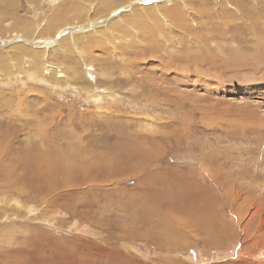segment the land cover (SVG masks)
Wrapping results in <instances>:
<instances>
[{"label":"rangeland","instance_id":"374dc122","mask_svg":"<svg viewBox=\"0 0 264 264\" xmlns=\"http://www.w3.org/2000/svg\"><path fill=\"white\" fill-rule=\"evenodd\" d=\"M103 1L0 0V155L80 188L0 167V264H264V0Z\"/></svg>","mask_w":264,"mask_h":264},{"label":"bare ground","instance_id":"6f19581e","mask_svg":"<svg viewBox=\"0 0 264 264\" xmlns=\"http://www.w3.org/2000/svg\"><path fill=\"white\" fill-rule=\"evenodd\" d=\"M103 2H107V0H105V1H103ZM105 10L107 11V12H109L110 10H111V8L110 7H106L105 8ZM104 10H99V13L101 14L102 12H103ZM66 17V16H65ZM63 17V20L65 19V21L66 20H68V18L66 17ZM81 18H80V20H81V22L84 20V16L82 15V16H80ZM86 17V16H85ZM57 21V20H56ZM66 23H67V21H66ZM52 24H55V23H53L52 22ZM56 26V25H55ZM53 27V26H52ZM101 29V28H100ZM99 30H96V33L98 32ZM52 32V31H51ZM56 32H52V36L55 34ZM101 33H103V32H101ZM99 34V33H98ZM104 34V33H103ZM75 36V35H74ZM29 37H32V36H30L29 35ZM28 37V38H29ZM77 38H79V37H76V38H74V40H77ZM77 43V42H76ZM79 43V42H78ZM76 45V44H75ZM30 48H31V46H30ZM21 50H22V52H24V53H29L30 51L28 50V49H24L23 47L22 48H20ZM33 53H35V52H33ZM27 56H28V54H26ZM32 56V55H31ZM30 56V58H33V56L31 57ZM1 59V58H0ZM29 59V58H28ZM32 60V59H31ZM1 61V60H0ZM8 61H11V59L10 60H5L4 62H0L1 64H7V62ZM25 64H27V63H25ZM29 64V63H28ZM31 65H33V64H31ZM30 65V66H31ZM26 66V65H25ZM30 66H29V68H30ZM31 69L32 68H30L27 72H28V74H30L29 72L31 71ZM33 69L35 70V71H37V73H38V75H42V76H46L47 78H49L50 76H53L52 77V79L57 75V73H59V71H57L56 69H52V68H49V67H47V68H45L43 65H41V64H39V61H37L36 62V66H34L33 67ZM23 71H25V70H23ZM36 76V77H39V76ZM35 76V75H34ZM50 79V78H49ZM36 80V79H35ZM81 90V92L83 93V91L84 90H82V89H80ZM85 93H87V95L89 94V95H92V94H94L92 91H89V90H86L85 91ZM52 125H53V123H52ZM39 133H40V131H39ZM36 137V136H35ZM52 137H54V136H52ZM1 141H0V145L1 146H3V145H5V144H7V143H10V141H11V137L10 136H2V138L0 139ZM54 140V139H53ZM11 145V144H10ZM32 145V144H31ZM46 145V144H45ZM34 146V145H33ZM44 146V145H43ZM32 147V146H31ZM64 147V146H63ZM44 148V147H43ZM60 148V147H59ZM89 148V147H88ZM45 149V148H44ZM60 149H62V147L60 148ZM85 150H86V148H85ZM43 151H46L47 152V150H43ZM42 151V153H44ZM59 151V150H58ZM91 151V150H90ZM93 151V150H92ZM49 153V152H48ZM53 153V152H52ZM88 153V152H87ZM86 153V154H87ZM93 153V152H92ZM89 154V153H88ZM60 155V154H59ZM47 156V155H46ZM15 157V156H14ZM72 158V157H71ZM79 158V157H78ZM83 158V157H82ZM7 159V160H6ZM20 159H21V157H20ZM81 159V158H80ZM77 160H79V159H77ZM10 161L12 162V165L10 164ZM7 162H8V164H7ZM61 162V161H60ZM81 162H82V160H81ZM15 163H18V160H15L14 158H13V155L10 153V151H9V149H8V151L6 150L5 151V153L3 154V155H0V167H5V168H7V171L4 173V174H2V176H3V179H4V181L3 182H7V183H11L12 182V178H11V176H12V173H14L13 171H12V167L13 166H15ZM79 163V162H78ZM105 163V162H104ZM23 165V167H24V169H25V171H29L28 170V168L30 169V172H31V175L33 176V178H37L39 175H40V177L39 178H37L43 185H44V187H46L48 190H49V194L51 195V198H50V200H52V201H54V199L56 200L57 199V196H59V193L61 192V191H66V190H68V188H70V187H72L73 189H76V190H79L80 188H79V185H75L74 183H73V185L74 186H72V185H70V184H72V182L70 183L69 181H71L72 180V178L71 179H68L69 181V183L70 184H66L65 182H66V179H64L63 178V175H61L63 172H62V169H63V166H61V165H59V166H57V165H55L51 170L49 169V166H51V164H55L54 163V158L53 157H51L50 156V158H48V159H45V157H41V156H27V157H25V158H22L21 159V161L18 163V165ZM80 164V163H79ZM85 165V164H84ZM88 164H86V166H87ZM105 166V165H104ZM59 167H62V169L60 170V168ZM74 167V166H73ZM95 168V167H94ZM98 168V167H97ZM100 168V167H99ZM103 168H105V167H103ZM48 169V170H47ZM79 169V168H78ZM86 169V168H85ZM24 171V170H23ZM63 171H65L64 169H63ZM88 171V170H87ZM86 171V172H87ZM91 171V170H90ZM94 171V170H93ZM21 172H22V169H21ZM27 172H25V173H27ZM62 172V173H61ZM83 172V171H82ZM85 173V172H84ZM100 173V172H99ZM102 173H104V171H102ZM105 173H109V172H105ZM86 174V176H89V171H88V174L87 173H85ZM20 175V174H19ZM30 175V176H31ZM38 175V176H37ZM57 175H59V176H62L61 177V179H58V176ZM70 175H71V173H70ZM91 175H93V174H90V176ZM95 175V174H94ZM105 175V174H104ZM109 175V174H108ZM17 176V175H16ZM16 176H14V177H16ZM35 176H37V177H35ZM67 176V175H66ZM97 176V175H96ZM96 176H95V179H96ZM99 176H101V175H99ZM65 177V176H64ZM93 178H94V176H92ZM98 177V176H97ZM69 178H70V176H69ZM74 178V177H73ZM79 178V177H78ZM86 178V177H85ZM90 178V177H89ZM76 179V178H75ZM81 179V178H80ZM60 181L61 183H59V182H57V181ZM65 180V181H64ZM92 180V179H91ZM78 181V180H77ZM73 182H74V180H73ZM83 182V181H82ZM81 181H80V183H82ZM9 183V184H10ZM40 183V184H41ZM89 183V182H88ZM2 184V183H1ZM16 184V183H15ZM35 184H37L36 182H35ZM82 184H84V182L82 183ZM19 185V184H18ZM42 185V186H43ZM27 186H30V185H27ZM37 186V188H40V187H38L39 185H36ZM83 186V185H82ZM11 187V186H10ZM43 187V188H44ZM30 187H28V189H29ZM34 188V187H33ZM42 188V187H41ZM79 188V189H78ZM85 188V187H84ZM17 190V189H16ZM30 190V189H29ZM41 190V189H40ZM43 190V189H42ZM70 190V189H69ZM26 191V190H25ZM24 191V192H25ZM28 191V190H27ZM26 191V192H27ZM35 191V190H34ZM19 192V191H18ZM21 192H22V190H21ZM29 192V191H28ZM39 192H41V191H39ZM23 193V192H22ZM33 193V192H32ZM28 194V193H27ZM34 194V193H33ZM42 194V193H41ZM48 194V195H49ZM63 194V193H62ZM61 194V195H62ZM65 194V193H64ZM63 194V195H64ZM67 195H71V194H67ZM46 199V198H45ZM35 200V199H34ZM47 200H48V198H47ZM204 200V199H203ZM206 200V199H205ZM55 202V201H54ZM14 203V202H13ZM20 203V202H19ZM3 204V203H2ZM18 204V203H17ZM16 204V205H17ZM49 204H50V202H49ZM27 205V204H26ZM45 205H47V204H45ZM57 205H59V204H57ZM75 208V207H74ZM199 208V207H198ZM206 208V207H205ZM210 208H211V211H212V205L210 206ZM199 212V211H198ZM191 216H192V218H191ZM191 216H189L188 218L189 219H191V222L192 223H194V224H196L195 222H193V220L195 219V217H196V214H191ZM209 218V214L208 213H206V212H203V215L200 217L199 215H198V218L196 219V221H197V229L199 230V232L201 233V234H206V236H209L210 235V233H209V231L210 230H208V229H206V228H203V227H201L202 225L201 224H199L200 223V221H203V222H205V224H206V222H208L209 224L211 223V220H207ZM208 224V225H209ZM199 225V226H198ZM206 227V226H205ZM190 228H191V226H190ZM38 231H40V230H38ZM37 232V231H36ZM185 232L183 231V234H184ZM38 234V233H37ZM212 234V233H211ZM34 235H36V234H34ZM37 236V235H36ZM205 236V235H204ZM34 237V236H33ZM212 239V238H211ZM260 240H263L264 239V233H262V235L260 236V238H259ZM259 240V241H260ZM210 241V240H209ZM208 242V241H207ZM215 241H213V243H214ZM42 243V242H41ZM257 243H259V244H262V242L260 241V242H257ZM44 244V243H43ZM45 247H46V245H45ZM48 247V246H47ZM46 254V253H45ZM47 255V254H46ZM53 255V254H52ZM261 259V258H260ZM262 260V259H261Z\"/></svg>","mask_w":264,"mask_h":264}]
</instances>
